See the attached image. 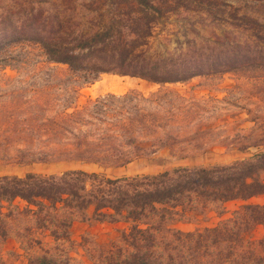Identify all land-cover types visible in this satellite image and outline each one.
<instances>
[{
  "label": "rangeland",
  "instance_id": "374dc122",
  "mask_svg": "<svg viewBox=\"0 0 264 264\" xmlns=\"http://www.w3.org/2000/svg\"><path fill=\"white\" fill-rule=\"evenodd\" d=\"M143 1L0 0V178L142 179L119 190L118 213L12 199L0 187V264H124L135 254L194 264L196 247L205 264L218 250L221 264L258 255L264 228L241 209L264 207V193L223 201L213 185L172 178L169 200L135 213L121 193L200 168L236 167L264 184V0ZM108 22L118 36H94ZM144 27L148 36L131 34ZM59 42L74 47L72 64L50 59L64 56L47 51ZM140 65L157 66L161 81L135 77ZM216 226L241 242L213 245Z\"/></svg>",
  "mask_w": 264,
  "mask_h": 264
},
{
  "label": "trees",
  "instance_id": "16d2710c",
  "mask_svg": "<svg viewBox=\"0 0 264 264\" xmlns=\"http://www.w3.org/2000/svg\"><path fill=\"white\" fill-rule=\"evenodd\" d=\"M135 3L144 2L143 0H130ZM112 19V18H111ZM114 20V19H113ZM109 27L96 31L94 36L104 35L105 32L110 34H117L118 30L116 25L112 22H108ZM136 31H132L131 34L137 36L138 38H142L143 36H148L149 33H143L144 30H147V27L143 29H135ZM93 36V37H94ZM114 37V36H113ZM112 40V39H111ZM116 41V38H115ZM112 42V41H111ZM110 43V42H108ZM106 43V44H108ZM83 43H77L75 45V49L80 51L83 47ZM105 44V45H106ZM121 44H114L111 48H120ZM74 47H66L63 46L62 43L53 44L52 46L47 47V51L50 54H62L63 57L55 56L50 58L58 63L63 64H72L77 55L73 54ZM46 49V47H45ZM89 49L93 52L98 53V46L95 43L90 44ZM107 49V48H105ZM122 51L120 52V54ZM115 58V57H114ZM120 58V57H119ZM126 57H122L119 61V65L122 66L127 59ZM153 71H145V66L140 65L139 71L135 72V77L146 79L153 82L161 81L158 79L156 74L157 66L152 67ZM173 79H163V82H168ZM248 166V165H247ZM251 165L249 164L248 167ZM176 173V172H175ZM175 177H171L169 173H163L160 175L161 178L167 179L165 181H161V184H155L152 187H149L150 183H145L144 185H148L147 188L143 190H132L129 193H121L128 199V202L133 205L132 210L134 213L137 208H141L144 205L151 206L155 203H164L172 197L174 189L172 188V184L170 179H177L178 184H182L187 187H191L190 185L194 184H202L212 186L216 189L215 195H220V199L223 201L234 200V199H247L256 194L264 193V184L259 183L252 179L251 175H244L242 178H238V174L235 168H228L226 171L218 174L217 170L214 168H200L195 169V171H183L182 173L179 171L174 175ZM158 177H152L151 179H155ZM89 180H93L90 183ZM169 179V181H168ZM179 179V180H178ZM142 179H104L99 178L95 174H89L80 170L66 171L62 173L60 176H40V175H25L23 178H0V187L3 188V192L8 194L10 198H20L27 202H33L35 200H45L52 203H56L57 201H68L69 204H80V208H87L91 203L95 209L97 208H105L110 209L116 213L121 212L123 209H119V206L116 204L119 203V190L126 187H133L132 181H141ZM143 180H147V177H143ZM87 182H89L87 184ZM143 185V186H144ZM91 187L95 189L96 192H91L87 189ZM195 187V186H193ZM90 188V189H91ZM196 188V187H195ZM218 188H221V191H218ZM85 196V199L82 198ZM224 194V195H222ZM68 196V199H64L62 196ZM76 205V206H77ZM249 211L248 217H250L252 223L255 225H261L264 228V207L263 206H244L241 209V212ZM133 211H127V214H133ZM244 217V216H243ZM246 226L248 225V218L243 219ZM245 224L243 227H245ZM247 228V227H246ZM247 230V229H246ZM209 233L213 235L212 244L215 246H220V243H230L233 242L232 246H229V249L235 247L236 242L240 241L241 233L240 231H235L232 233L230 230H226L220 227H214L208 230ZM190 237V235H189ZM200 237V235H198ZM229 240V241H228ZM199 242L195 239L193 240V246H199ZM250 246L251 243H247ZM234 252V251H232ZM246 253L245 255L243 253ZM244 252L240 253V260H237V255L232 253L233 257L230 258L229 264H247L246 262L253 257V264H264V235L260 242L258 243L257 248L255 249V253L258 255H253V249H246ZM193 256L194 264H205L203 258V252L199 253L198 247L195 248ZM231 254V253H229ZM212 262H208L206 264H221L222 259L219 257V250L214 253L212 256ZM124 264H152L146 257H142L141 255H132L130 260L123 262Z\"/></svg>",
  "mask_w": 264,
  "mask_h": 264
}]
</instances>
